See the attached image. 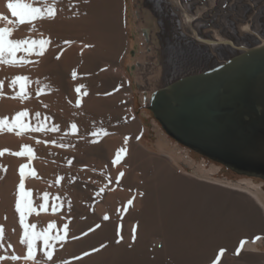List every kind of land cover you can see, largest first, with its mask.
Returning <instances> with one entry per match:
<instances>
[{
	"label": "bare ground",
	"instance_id": "1",
	"mask_svg": "<svg viewBox=\"0 0 264 264\" xmlns=\"http://www.w3.org/2000/svg\"><path fill=\"white\" fill-rule=\"evenodd\" d=\"M9 2L39 8L45 16L46 9L51 7L56 14L54 18L26 19L21 23L19 17L13 16L7 8ZM135 2L139 5V19L137 22L135 19L136 25H131V28L138 30L139 37L130 43L126 0H0V15L8 18L0 21V28L11 31L8 37L10 40L48 41L43 46L42 54H37L41 50L39 43L32 46L31 51L27 50L29 45H22L15 53V60L22 61L21 63L12 66L0 63V119L7 120L8 124L27 126L23 131L16 127L12 132L6 128L0 132V150L25 152L23 156L8 153L0 156V226L4 230L3 237L0 238V257L4 258L0 259V264H34L33 261L24 259L27 245L21 243L25 229L20 224V213L15 210L17 200H20L25 209L27 202L31 201L32 211L26 210L25 215V224L30 232L36 233L38 237L47 235L50 238L52 249L44 248L43 239L35 241L36 260L39 264H117L119 258L125 264H131L134 253H131L135 226L134 201L127 197L125 187L121 188L124 191L119 188L118 172L113 163L114 158L111 159L118 151V143L109 141L114 138L118 129V125L115 126L118 122L115 117L118 115H113L116 110L112 109L115 107L111 102L113 107L110 109L115 112L109 113L115 117L103 115L105 111L111 110H106L107 107L104 109V101L100 98L102 94L99 96L97 89L98 83L107 81L126 87L123 107L125 110L128 108L131 121L138 123L139 129H135L138 134L132 133L140 139L145 136L147 129H143V118L138 119L134 114V87L130 85V78L117 66L118 63L123 66V58L129 64L139 61L132 75L149 97L156 87L170 83L165 77L169 66L165 69L163 62L166 65L168 63L163 59L161 49L159 51L161 46H165V54L168 53L165 33L170 35L171 41L179 48H186L184 53L180 49L178 56L188 63L183 70L186 74L199 72L238 52L235 47L206 43L199 38L215 41L229 39L235 46L245 47L264 43V0ZM146 5L148 10L144 8ZM223 5L226 7L224 10ZM228 11L230 15L227 16L224 13ZM193 12L195 15L188 18V14ZM103 15L107 17L106 27L103 25H107L102 20ZM157 32L161 35L158 36ZM141 42L143 47H140ZM132 52L134 58L129 56ZM138 54L141 55L137 56ZM107 57L110 66L106 65L109 63L105 60ZM10 58L6 53L4 59ZM199 67L202 69H198ZM102 71H106L103 74L105 78L102 76L101 79L98 75L92 80L87 79V74H102ZM17 76L27 79L13 84L12 81ZM77 88L80 89L79 92L76 91ZM21 112H27V115L21 116L17 121L16 116ZM124 118L128 119L127 115ZM73 124L76 125L75 130L72 129ZM34 128L41 130L32 131ZM53 128L56 130L53 131ZM103 133L106 134L102 142ZM156 143L160 149L171 147L161 136ZM103 145L110 148L111 156L108 155V160L105 161V175H102V165L106 159L103 157ZM152 145L148 150L154 152ZM27 148H31L33 152L29 154ZM171 150L176 153L178 160H191L188 150ZM155 154L182 173L181 168L168 158ZM192 163L195 162L192 160ZM21 166H26L24 193H30L23 197L19 189ZM211 166L207 168L204 162L202 166H194L197 168L195 172L206 181L223 182L225 178L215 177L219 168ZM250 194L252 199L248 200L258 211L264 230V196L259 192ZM116 220L120 221L118 226L121 225L120 240L116 237L107 238V233L115 234L118 224ZM151 225L152 223L150 229ZM57 236L63 239H55ZM53 249L52 260L45 262L43 252ZM13 255L20 256L21 259L12 260Z\"/></svg>",
	"mask_w": 264,
	"mask_h": 264
},
{
	"label": "rangeland",
	"instance_id": "2",
	"mask_svg": "<svg viewBox=\"0 0 264 264\" xmlns=\"http://www.w3.org/2000/svg\"><path fill=\"white\" fill-rule=\"evenodd\" d=\"M142 1L143 4H147L146 0ZM148 6L146 5L144 8L148 10ZM255 6H257V4ZM224 7L225 6L223 5V10L226 8ZM126 9V18L130 30L129 41L131 43L135 42L139 37L138 30L135 27L131 28V25H136L135 19L136 22L139 19V5L136 4L135 0H126ZM224 14H227L228 16V14L230 15V11L225 12ZM104 17H106V15H103L102 20L104 23H107V17ZM221 19L222 17L220 20ZM103 25L106 27L108 26V23L107 25ZM166 28L168 29L169 27L166 26ZM157 35L159 36L161 33L157 32ZM169 36L170 35L165 33V45L168 46V49L166 48L168 53L165 54V46H161L159 51L161 49V55L168 63L166 65L165 62H163L165 69L169 66V72L165 77L169 82H171L173 79L186 74L183 70L185 69V65L188 63H186V60L178 57L181 50H183L181 53L187 51L186 48H179L176 43L171 41ZM140 47H143L142 42L140 43ZM169 50L171 51L169 52ZM140 55L141 54H138L137 56ZM129 56L133 58L135 57L133 53H130ZM101 60H103V62L107 60L109 63L106 65L110 66L109 57H107V59L105 58V60ZM133 64L136 66V64H139V61L137 60L135 63L129 64V62L123 58V66L119 63L117 66H119V69L123 72L128 74L127 76L130 78V85H133L135 88L133 94L134 114L138 119L140 117L143 118V122L147 128L145 136H142L140 139H137L138 136H135L138 134L135 132L137 131L135 130L136 128L139 129L138 123L131 121L132 118L129 116L130 112L128 108H126L128 110L127 111L124 109L125 107H123L125 104L123 99L125 98V94L127 92L126 87L123 88L120 83L112 84L111 82H107L104 79L106 71H102V74L94 72L92 74H87L88 76L86 75L88 80L97 78L98 75L101 76V79L102 76L104 77L103 80L106 82L103 81L104 83H102L101 81L102 84L98 83L99 87L97 88L100 92L99 96L102 94V97L100 98L104 101V109L107 107L106 110H108L114 106L115 108L112 109L119 113L117 114L115 111L110 109L111 111H105L107 114L104 112L103 115L107 116L109 114V116H119H113L118 121L115 125H118V129L116 128L117 131H115L117 135L115 134L114 138L112 137L113 139L111 138L109 141L111 140L112 142L115 141L118 143V151H120V148L126 149V153H123L124 155L121 154V160L119 163H115L114 165L118 172L117 176L120 190L123 189L122 187H125L124 189L127 197L129 199L131 198V201H134L133 207L135 213V226L133 227V230H135L136 239L132 245L131 253H134H132L131 264H215L216 259H219L220 264H264L263 243L260 245L261 253L248 252L241 248V244H244L245 241L253 238V236L259 234L263 230L260 215L255 207H252L254 205H252L249 200L240 198L228 190L227 192L222 186L214 185L208 182H200L191 177L184 176L176 168L166 163L164 160L157 158V155L154 152H151L153 150H148L149 146H151L156 140L155 134L149 127L154 118L152 112L147 109L145 103H141L139 100L137 81L135 80V76L132 75L133 72H129L128 70V68ZM198 69L202 68L199 67ZM144 92L145 91L143 90L141 91V93ZM103 95L105 97H103ZM110 102L111 104L114 103L113 106ZM115 105L119 107H116ZM145 111H147L148 114L144 118L142 116ZM109 112L115 113L112 115ZM126 115L128 119L124 118ZM121 116L123 117L121 118ZM105 132L107 133V131ZM132 132L136 134L134 135ZM105 134L103 133L104 136L102 135V142L105 140ZM118 151L116 150L117 153ZM109 153L110 148L103 145V157L106 159H104V163L102 165V173L104 172L102 175H105V172H107L105 161L108 160L107 158L110 156ZM117 153L112 155V157L110 156L111 159L114 158L113 161L115 160V155H117ZM189 156L198 162L204 160L207 168H209L212 164L217 165L219 167V171L215 177L219 179L226 178L228 180H238L242 177L238 173L227 169L219 163H216L196 152H189ZM121 173L123 175H121ZM119 220H116L118 223L116 225V229L114 230L116 235L112 232L111 235L106 232L107 238L116 237L120 240L121 225H118L121 220ZM139 220L140 222L142 220V223H140ZM151 223V227L155 229L154 231L152 228L150 229ZM147 229H150L151 231L149 230V232ZM141 232L144 233L142 234ZM143 242L147 245L145 243L143 244ZM222 249L225 250L224 256H220V251ZM237 251L240 252L239 256L235 254ZM120 260H122V258H119L116 261L117 264H123L125 262L124 260H122L123 262ZM119 261L120 263H118Z\"/></svg>",
	"mask_w": 264,
	"mask_h": 264
},
{
	"label": "water",
	"instance_id": "3",
	"mask_svg": "<svg viewBox=\"0 0 264 264\" xmlns=\"http://www.w3.org/2000/svg\"><path fill=\"white\" fill-rule=\"evenodd\" d=\"M199 39L232 46L238 52L199 72L159 85L149 97L147 92L141 93L137 82L139 100L154 118L149 126L156 139L152 148L180 167L184 176L222 186L246 200L252 199L251 192L264 196V43L245 47L235 46L229 39ZM128 70L134 72L135 65ZM147 114L145 111L142 117ZM143 129H147L145 124ZM160 136L170 148H158ZM171 148L196 152L242 177L231 183L226 178L223 182L206 181L194 167L204 165V160H178ZM211 167L219 168L215 164ZM262 243L264 230L245 241L243 249L261 253Z\"/></svg>",
	"mask_w": 264,
	"mask_h": 264
},
{
	"label": "snow or ice",
	"instance_id": "4",
	"mask_svg": "<svg viewBox=\"0 0 264 264\" xmlns=\"http://www.w3.org/2000/svg\"><path fill=\"white\" fill-rule=\"evenodd\" d=\"M183 2V0H182ZM7 8L11 11V14L13 16H17L20 19V22L23 23L25 22V20H32V19H43V18H54L55 17V9L54 8H47L46 9V16L41 12V9L39 8H30L27 5H22L19 2L13 3V2H9L7 3ZM195 15V13H189L188 14V18H190L191 16ZM8 18L6 16L0 15V21L2 20H7ZM201 19H203V17H201ZM10 22V21H9ZM11 35V31L7 28H0V63H8L10 66L15 65L16 63H21L22 61H16L15 60V53L17 50H19L21 48L22 45H29L28 47V51L32 50V46L36 45L37 43H39L40 45V52H38L37 54H42L43 51V46L46 45L48 43V41L46 40H41L39 42L37 41H31L29 42L28 40H20V41H14V40H10L8 37ZM86 47H91V45H86ZM8 54L9 57H11L10 59L5 60V54ZM59 58V57H57ZM73 75L75 76V73H73ZM27 79L26 77H20L17 76L13 79V84H15L17 81L20 80H25ZM21 90L23 91V85H21ZM77 92L80 91L79 88L76 89ZM23 98V97H21ZM27 112H21L18 113L16 116V120L19 121L21 116H26ZM16 127H20L21 131H23L24 129L27 128L26 125H18V124H8L7 120L5 119H0V132H3L6 128L7 131L12 132L14 128ZM72 129L75 130L76 129V125L73 124L72 125ZM40 128H34L32 129V131H40ZM53 131L56 130V128L52 129ZM20 133L18 132L17 135H19ZM27 152L29 154H31L33 152V150L31 148H27L26 149ZM5 153H8L10 155H14V156H23L25 154V152L21 151V152H11L8 149H3L0 150V156L5 155ZM126 153V149L125 148H121L120 151L117 153L115 160L113 161V163H119L120 158H121V154ZM2 167V166H0ZM25 167L26 166H21V168L19 169L20 172V177H21V181L19 184V189L21 192L22 197L24 195H30V193H24V182H23V178L25 176ZM6 171V169H5ZM121 175H123L121 173ZM129 204H131V201H129ZM31 201L27 202V206L26 209L22 208L21 206V202L20 200H17L16 205H15V210L20 213V224L24 227L25 231H24V236L21 240V243H25L27 245V253L26 256L24 257V259L26 260H30L33 261L34 264H39V261L36 260V248H35V241L39 238V239H43V245L45 249H52V245L49 244V237L47 235H42L39 236L36 233L30 232L29 227L25 224V215H26V210L28 212L32 211L31 207ZM105 219H107V217H105ZM32 227H35L34 225ZM97 227H99V225H97ZM3 227L0 226V238L3 237ZM65 231H67V225H65ZM55 239L59 240V239H63L62 237L57 236ZM136 237H135V230H133V235H132V240L133 242L135 241ZM257 239H260V237H257ZM117 243H119V241H117ZM241 248H243V244H241ZM53 250H46L43 252V257L45 259V262L47 261H51L53 258ZM224 252L225 250H221L220 251V256H224ZM88 253H85V255H87ZM237 256L240 255V252L237 251L235 253ZM4 257H0V259H3ZM12 260H20L21 257L17 256V255H13L11 256ZM215 264H220L219 259H216Z\"/></svg>",
	"mask_w": 264,
	"mask_h": 264
}]
</instances>
